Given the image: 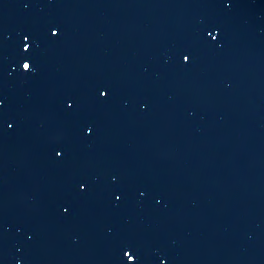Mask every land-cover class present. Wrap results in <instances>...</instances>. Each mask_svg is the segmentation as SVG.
Segmentation results:
<instances>
[{
  "label": "water",
  "instance_id": "1",
  "mask_svg": "<svg viewBox=\"0 0 264 264\" xmlns=\"http://www.w3.org/2000/svg\"><path fill=\"white\" fill-rule=\"evenodd\" d=\"M0 264H264V0H0Z\"/></svg>",
  "mask_w": 264,
  "mask_h": 264
},
{
  "label": "snow or ice",
  "instance_id": "2",
  "mask_svg": "<svg viewBox=\"0 0 264 264\" xmlns=\"http://www.w3.org/2000/svg\"><path fill=\"white\" fill-rule=\"evenodd\" d=\"M27 67V65H25Z\"/></svg>",
  "mask_w": 264,
  "mask_h": 264
}]
</instances>
